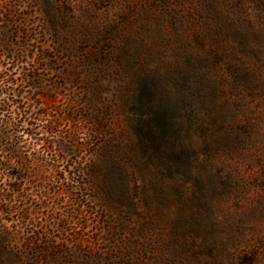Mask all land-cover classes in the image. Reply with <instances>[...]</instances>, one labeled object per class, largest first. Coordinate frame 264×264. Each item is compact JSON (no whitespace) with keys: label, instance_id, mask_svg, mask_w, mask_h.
<instances>
[{"label":"rangeland","instance_id":"1","mask_svg":"<svg viewBox=\"0 0 264 264\" xmlns=\"http://www.w3.org/2000/svg\"><path fill=\"white\" fill-rule=\"evenodd\" d=\"M0 63L74 144L24 136L0 264H264V0H0Z\"/></svg>","mask_w":264,"mask_h":264},{"label":"trees","instance_id":"2","mask_svg":"<svg viewBox=\"0 0 264 264\" xmlns=\"http://www.w3.org/2000/svg\"><path fill=\"white\" fill-rule=\"evenodd\" d=\"M6 37L3 38V42H6ZM1 64V63H0ZM13 69L7 67L2 69L0 65V178L15 177V182L20 180L27 181L30 185L33 172L31 169L32 158H30L25 152L24 136L28 135L33 139V143L36 146L42 145L47 152H58L55 154L47 153L48 158H37V161L41 163V167L51 166L54 169L62 161L67 159V156L73 152V140L69 136H62L58 141L54 139L41 138L38 134H35L36 128H32L29 131V127H33L31 123V105H21L15 109H12V104L15 98L19 96L13 85L16 83ZM57 128L56 123H52L48 129L50 134ZM29 131V132H27ZM17 185V183H16ZM10 185L8 189L0 187V214H12L15 210L19 209L15 206V198H18V194H21L23 198L32 194L30 187L20 190L18 185ZM14 201V202H13ZM27 210L23 212L21 220L25 221L31 212ZM36 209V206L34 207ZM24 211V210H23ZM11 233L0 234V245L9 243L11 240Z\"/></svg>","mask_w":264,"mask_h":264}]
</instances>
